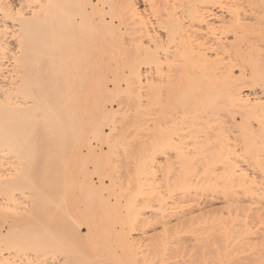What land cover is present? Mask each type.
<instances>
[{"label": "bare ground", "instance_id": "6f19581e", "mask_svg": "<svg viewBox=\"0 0 264 264\" xmlns=\"http://www.w3.org/2000/svg\"><path fill=\"white\" fill-rule=\"evenodd\" d=\"M140 3L143 4V9L139 8ZM215 10H219V13L221 14L216 13ZM248 13L249 15H253V17L251 18L248 16ZM228 34H232L233 38L230 39ZM116 50L119 51L118 56ZM114 51L116 57L121 56L123 58V54L121 53L127 52L126 54L128 55L126 57L128 60H130V62L136 59L133 62L134 64L132 65V68L130 67L131 70H129V75L128 73L125 74L123 72L124 70H119L121 73L119 72L116 74L118 70L115 72V66L124 67V65H120L123 62L122 61L119 63L120 60L115 61L118 62L119 65L118 63L113 62L117 59L115 54H113ZM35 52H37L38 55L36 56V54H34L37 59L36 63L38 60H40V65L44 68V71H49L50 73L48 74H50V76L51 74L53 75L52 81L50 83L48 82L49 86L52 85L54 87L53 88L51 86V88H53L51 91L54 92L53 96L55 95L52 100L49 99L51 100L49 103L52 102V127H49L53 129V133L57 134L59 132L57 128L60 125L59 120L61 121L62 117L68 120L66 124L68 123L70 126V128L66 127V135L68 132L69 135L70 133H75L76 135L74 134V136H77L75 138L76 140L78 139L79 134L81 135L84 133V121L86 120V127L89 128V126L93 124V118H97L95 121L97 124L95 126L92 125V131L94 132L93 135L95 134L93 140L95 139L99 141V137L104 139V137L108 136L107 134L113 133L117 128H115L116 123H118V119L116 118L117 112L113 109H110L106 105V99H104L105 96L110 97L112 93L110 88L112 86L115 89V92H113L115 93L113 95L115 97L118 95L121 96L123 93L125 95V92H128V89L133 88L136 90H133V92L135 91L134 93H136V97L140 100V104L137 103V108H139V111L141 112V114H139L140 117L144 116L146 112L142 111V109H144L143 107L145 106V104H141L140 98H142V95L140 97L138 96L140 95L141 91L144 90L142 93H144L145 96L147 94L146 97L147 99L149 98V101L146 100V103L149 102L152 106V108L150 107L151 109L149 110L151 111L153 126L151 125L152 133L149 139L150 144L148 143L150 146H148V144L146 146L151 150V153L153 154V160L157 163H160L161 165L164 164L163 168L165 167L168 172L172 171V168L176 166L175 170H178H176L178 175H176L175 181H178L179 185H177V187L180 186L182 190L178 199L180 204L177 202L178 206L176 208L178 209L180 207L181 212H175L176 214L174 212H168L164 214L165 216L163 218L165 221H163V233H165L163 234L162 238L159 237L158 240L160 242L155 240L153 242L152 238H148L150 243L151 241L153 243L149 245L150 250L148 252H145V250L141 251L143 252L141 257H137L138 261H136L134 264H264V208L262 207V202L264 201V0H0L1 167L5 165L6 161L11 160V158H8V160L6 159L4 148L5 145L3 146V144L4 141L7 142V140H13V138L8 139L14 135L13 133V135L9 133L13 131L14 133L16 132L15 129H13L16 123L13 124V122L19 119V112L29 113L27 110L33 108L35 112L32 113V120L31 113L28 114V117L30 118L27 116L25 117L24 114L21 116L26 118L25 122L27 120V122L31 124V122L34 121L33 118L35 117L34 119H36L34 113H39L38 115L40 117H44L43 115L47 111H42L43 109L41 110V108H45V106L42 104V107L39 108V111L43 114L38 112V109H35V107H39V104L36 105L37 103L35 99L28 100L25 98L27 96H24V93H20L22 90L24 91L28 88V86H26L27 84L30 86V84L27 83L24 78H26V74L30 75L27 71L32 67V62H28L26 60L27 58H25V55L26 53L32 55ZM136 55L137 58H134ZM22 57H24L25 60L24 58L22 59ZM129 57H132L133 59H129ZM22 60L26 61L27 63L23 62ZM85 64H87L86 67L91 69H93L92 67H95L96 71H99L97 70L99 69L97 67L102 68V70H105V72L106 70H113H111L110 76L104 75L105 72L103 71L104 73L102 76H104L102 79L101 75H98L99 73H92L91 76L90 74L87 75V73H85L89 79H86V83L88 82L87 84L89 85V93L87 97H90V99L88 103H84V101H86L85 97L82 99V101L78 100V98H81L79 89H82L81 86L87 85L85 83V75L82 76V70L86 68ZM128 64L129 63H127V65ZM141 64H145L150 67V69L147 71L148 75L146 71H142L139 67ZM39 70H42V68ZM88 70L86 68L87 72ZM48 74L46 73V75ZM40 79L42 80V78ZM28 80L30 79L28 78ZM23 86H25V89ZM125 86L127 89L124 88ZM245 90L249 91L245 94ZM26 91L25 93L28 95ZM76 91H78V95ZM116 91L123 92H121V94H118L120 93L118 92V95H116ZM39 92L42 91L39 90L38 93ZM52 92H50L49 95ZM29 94V96H31L32 93ZM36 95L38 94L36 93ZM136 97L132 100H136V102H138ZM122 104V102L119 103V110L121 109ZM148 104H146V107ZM162 107L165 110H163ZM167 109H172L171 115L169 114V119H167L168 115L166 116L165 113ZM149 110L148 112L150 113ZM80 111L81 117H79ZM143 113L144 115H142ZM139 116H137L136 119H138ZM133 119L135 120V118ZM72 120L74 124L72 123ZM22 121H24V119ZM36 122L38 121L36 120ZM49 122H51V120ZM137 122L139 123V121ZM19 123H22L20 119ZM39 123L40 121L37 123V125ZM119 123L123 122L119 121ZM29 124V127L27 125L26 127L30 129L33 128V126L34 128L38 127L35 126L36 123L33 126ZM66 124L62 128H65ZM103 125L107 126L111 132H104L102 129V127H104ZM20 126L22 125L20 124ZM15 128L17 129V125ZM34 128L31 130L25 128L29 137L32 136L33 138L34 135L29 131H32L33 133L35 131ZM41 128L42 127H40V129H35L40 132ZM66 128L64 130H66ZM138 128H140V126ZM122 129L120 128V130ZM126 129H128L127 126ZM17 130H19V127ZM64 130H61L60 132L63 133ZM21 131L23 132L22 129ZM133 131H135V129ZM38 132L36 131V133ZM136 132L138 133L139 131ZM48 133H51V131ZM65 133L61 135L65 136ZM19 134L20 130L17 135ZM119 135L123 134L119 133ZM135 135L132 136L134 137ZM57 136H60L59 133ZM74 136L71 137L73 142ZM14 137V141H12L14 144H12V146L17 145L15 143L18 141L15 139H19V136L17 137L14 135ZM37 137L40 136L37 134ZM55 138H53V142H55ZM21 139L22 142L20 141V143H25L23 142L24 136H22ZM79 139L81 140L82 137ZM80 140L77 142L79 143ZM39 142H41V140ZM26 144H23V146L25 145L26 147ZM54 144L56 145V143ZM77 144L76 146H78ZM107 144L109 143L107 142ZM23 146L22 148L25 149ZM76 146L75 148L77 150L75 149L76 151L74 150V152L77 154L75 153L74 159H79L83 151ZM110 146H112L111 143ZM86 147L90 154L89 156L94 155L95 158L97 157L98 159L99 155H102L100 151V154L97 153L95 146H92V141H88ZM165 147L172 149L174 153L166 156L164 160L158 161L159 156H161L159 152ZM8 150H10V148ZM14 155L16 156L15 153ZM128 155L130 154L128 153ZM16 157H18V155ZM39 157L41 156H38V160L36 162L40 160ZM82 157H84V155H82ZM20 159L22 160V158ZM86 160L88 159L86 158ZM153 160L150 165L146 164L148 165V168H144L148 169V172H150V169L152 168L156 169L155 165L152 164ZM93 161H95V163L97 162L96 160ZM41 163H43V161ZM118 163L119 162H117V164ZM9 165H11V163ZM25 166H27V164ZM115 166L117 165L115 164ZM41 167H43V164ZM15 168H17V166ZM18 168L20 167L18 166ZM3 169L4 171L1 172L2 175L0 174V184H6L5 180L8 171L5 172V167H3ZM39 170L42 171L43 169L41 170V168H39ZM83 171L86 172H82L83 174L79 173L83 178H80V180L78 179V182L80 181L94 192L98 190L101 191L103 188H106L107 183L103 178L102 180L100 179L101 183L96 185V183H94L92 180L93 176L91 173H89L87 169ZM36 175L38 179L39 176H41H38L37 173ZM113 175L116 177V173ZM44 176L46 175H43V177L41 176L40 178L42 179ZM81 179L85 183H83ZM150 179L154 181L153 183L156 182L154 178L151 177ZM134 181L132 180L131 184H133L132 182ZM2 185L4 188H8L4 184ZM41 186L39 187L40 190L42 189ZM121 187L123 186H120L119 188ZM123 190L125 189L123 188ZM210 192L214 196L215 194H217V196H223L224 199L221 198V200L223 199V206L225 205V208L222 207L223 209L219 208L220 210H218L215 207L213 208V204L209 207H205L204 205V207H202V204L199 202L201 196H205ZM42 193L44 194L43 189ZM126 194L128 195L129 193ZM2 195L0 197H2ZM7 196L6 201H8L12 195L10 194L8 198ZM105 201H107V199ZM144 202L146 203V201ZM7 203H5V205ZM9 203H11V200ZM38 203H41V201ZM38 203L37 207L35 208L33 207L34 202H32L31 208L33 209L30 210L32 212H30L31 214H33L35 211L34 209H37L38 205H40ZM69 203H67L68 209L64 210H66L65 216L66 214L70 215V217L67 216V218H70V221L69 219H66V224L64 227H62L63 223H61L60 229H62L59 230V233L54 229L56 227L51 224L52 222H49L47 217L44 216L47 220H45V227L50 223L49 225L51 228L56 231L54 233L47 232L50 234V236H53L54 234V236H51V238H49L50 236L47 234L49 236L47 237L50 240H52V238H55V240L56 238L57 240H62V238L59 237H63V234H65L64 238L66 239V242H73L74 240H77L76 242L78 245H80L81 241H88L92 238V242H96L97 238L95 241V236L100 232L95 235L94 233H96L95 229L97 228L102 230V224H99L101 222H98L97 227V224L94 225L97 220L92 224L90 220H87L86 215V218L82 219L84 215H79V213H77V215L81 216L80 218L82 220L77 218V221H79H75L73 216L76 214H74L73 211V203H70V205ZM147 203L150 204L151 201L150 203ZM2 204L3 203L1 202V209ZM154 204L156 205L157 203ZM118 205H120V203ZM138 206L139 205H137V207ZM253 206L256 208H253ZM62 207L64 206L62 205ZM110 207H108V210ZM39 208H41L43 211L45 207ZM4 210L6 211L1 212V214L4 212L5 214L8 213L7 209ZM108 210L107 212H110ZM38 212L39 209H37V213ZM43 213L40 212V214ZM23 214L26 213L23 212ZM39 216L41 217L42 215ZM173 216H176L175 219H177V222L175 221L173 224H171V218H173ZM1 218L5 220L4 216H1ZM92 218L95 219V217ZM35 219H37V217ZM19 221H21V219H19ZM24 223L20 225L23 226ZM67 223L69 225L65 230ZM27 224H31V222H27ZM25 225L26 224H24V226ZM11 228L8 229L10 230ZM2 229L3 228L0 229V264H63V262H66L67 260L69 261L70 257L77 256L73 254V256L66 254L64 258H61L60 256L56 255V257H54L52 260H47L48 262H46V259L44 260L39 257H33L25 258L26 260L22 259V261L19 260V262H17L15 257H13L12 260L11 256L5 255L6 253H4L7 249L11 250L12 246H9L10 248H5V245H10L12 242L10 243V241H8L9 243L4 245V240L6 238ZM108 229L110 228L108 227ZM35 230L34 232H36ZM62 230L65 231L62 232ZM117 231H120V229ZM120 232H118V234ZM57 233L59 237H57ZM60 233L62 235H60ZM43 234L46 233L44 232ZM121 234L122 236L124 235L123 233ZM35 235L37 234L35 233ZM10 236L14 237V235ZM98 236L100 237L101 234ZM120 236L118 237L119 240L121 239ZM158 236L159 235H157V237ZM6 237L8 238V236ZM28 237L30 238L31 236ZM99 237L98 239L100 241L101 238ZM115 237L113 236V239ZM40 238L41 236L39 239ZM17 239L18 240L15 241L21 242L19 239H22L24 242L23 237ZM123 239L125 240V243L120 241L122 242L123 246L126 243L131 247L137 244L140 246L139 243L135 242L136 239H132L130 235L126 234L122 240ZM32 240L30 238L29 241ZM50 240L47 241L46 239V243H49ZM137 241L139 240L137 239ZM87 243L88 242L82 243V246H85L84 244ZM27 244L29 243H26V245ZM38 244L40 245L39 242ZM55 244L57 243L55 242ZM78 245L76 244V246ZM62 246H64V243ZM129 246L127 248H129ZM136 247L137 246L134 248ZM22 248L21 250L24 252V248ZM88 249L91 250V248ZM21 250L19 249L18 251L20 252ZM134 251L136 252V249ZM34 253L37 254V252ZM127 255L128 254H126V256ZM135 255L140 254L137 253ZM239 255L243 256L239 257ZM77 258L78 257L75 259ZM128 258L131 257L128 256ZM128 258H126V261H128ZM79 260L80 259H78L77 262ZM81 261L83 260L81 259Z\"/></svg>", "mask_w": 264, "mask_h": 264}, {"label": "rangeland", "instance_id": "374dc122", "mask_svg": "<svg viewBox=\"0 0 264 264\" xmlns=\"http://www.w3.org/2000/svg\"><path fill=\"white\" fill-rule=\"evenodd\" d=\"M139 8L140 9H143V4L142 3H140L139 4ZM216 11V10H215ZM216 13H218V14H221V13H219V10H217L216 11ZM248 16H250L251 18L253 17V15H249V13H248ZM228 37L230 38V39H232L233 38V35L232 34H228ZM29 52V51H28ZM116 53H118L117 54V56L119 55V51H117L116 50ZM127 53V52H126ZM126 53H121V54H123L122 56H123V58L120 56V57H116V54H115V51L113 52V54H115V57L117 58L116 60H114V58H113V62L114 63H118V62H115V61H119V63H121L122 61V63L120 64V65H124V67L123 66H115V72H116V74L117 73H119L120 71H123L125 74H127L128 73V75H129V70H131V68H132V65L134 64L133 62L136 60V59H134V60H132L131 62H130V60H128V58L126 57L128 54H126ZM133 53V52H132ZM131 53V54H132ZM28 54V55H27ZM34 54H36V56H38L37 55V52H35V53H33L32 55L30 54L29 55V53H26V57L25 58H27L26 60L29 62H32V67L27 71L30 75H28V74H26L27 76H26V78H24L25 79V81H27V83H29L30 84V86L27 84L26 85V83H25V85L26 86H28V88L26 89V90H28V91H26V90H22L20 93H24V96H27V97H25L26 99H28V100H34L35 99V101H36V105H38L39 107H35V109H38V112H40L39 110V108H41L42 106V104H43V106H45V108L43 107V108H41V110L42 111H45V110H47L45 113H44V117H40L38 114L39 113H34V115L36 116V119H34L33 118V122H35V123H33V122H31V124H29L28 122H27V120H26V122H25V119L26 118H24V117H21V116H23V114L25 115V117L27 116L28 117V114L29 113H33V112H35V110L33 109V111H32V109H29V110H27V111H29V113H22V112H19V114H18V118L21 120V122L22 123H19V119H17V121H14L13 122V124H15L16 123V125H17V129H18V127H19V130H20V134L19 135H17L18 133H19V130H17L15 127H16V125L13 127V129H15V133H14V131L13 132H11V133H9V134H11V135H16L17 137L19 136V139L17 140V139H15L16 141H18V142H16L15 144H17V145H13L12 146V144H14L12 141H14V135L13 136H11L10 138H8V139H11V138H13V140H11V141H8L7 140V142L6 141H4V144H3V146H4V148H5V153H6V159L8 160V158H11V160L10 161H6V163L7 162H9V163H7V166H6V163H5V165H3V167H5V172H7V177H6V184L5 183H2V184H4L5 186H7L8 188H4V186L2 185V184H0V186L3 188V190H2V188L0 187V196L2 195V197H0V201L5 205V203H7L5 206L2 204V209H1V202H0V215L3 217H5V220H3V218H1V216H0V226H2V227H0V229L1 228H3L2 230H3V233L5 234V242H4V245L6 244V243H9L8 241H10V245L9 244H7V245H5L4 247L5 248H8L9 246H12L11 247V250L10 249H7V250H5V248H4V250H5V252L4 253H6L5 255H9V256H11V258H12V260H13V257H15V259L17 260V262H19V260H21L22 261V259L24 260L25 258H41V259H46V262H48L49 260H52L54 257H56V255L57 256H60L61 258H64L65 256H66V254H69L70 256L73 254V255H77V256H73V257H70L71 258V260H70V258H69V261L67 260L66 262H63V264H79L80 262V264H82V262H83V264H98V263H102V264H131V262H132V264H134V263H136V261H138V259H137V257L138 258H140L141 257V255H142V253L143 252H141V251H143V250H145V252H148L150 249V246L149 245H151V243H152V241H151V243H150V240L148 239V238H152V240H153V242H154V240L155 241H159L158 239H159V237L160 238H162V236H163V234L165 233H163V221H165L164 220V214H166V213H168V212H181L180 210H181V208L179 207L178 209L176 208L178 205H177V202H178V204H180L179 203V196L181 195V192H182V190H181V188H180V186L179 187H177V185H179V183H178V181H175V179H176V175H178V170L176 171L175 170V167H173L172 169L174 170H172V171H167L166 169H165V167L163 168V166H164V164H160V163H157L156 161H154L153 160V154L151 153V150L149 149V147H147L146 145L149 143L150 144V141H149V139H150V135H151V133H152V128H151V125L153 126V121H152V118H151V111L149 110V109H151L152 108V106H151V104L149 103V102H147L146 103V100L147 101H149V98L147 99V94H146V96H145V94L144 93H142L144 90H142L141 91V93H140V95L138 96V97H140L141 95V97L143 98V100H142V98H140L141 99V104L143 105V104H145V106L143 107L144 109H142V111L143 112H146L145 113V115H144V113L142 114V115H144V116H142V117H140L139 116V114H141V112L139 111V108H137V103L138 104H140L139 103V98H137L136 97V93H134L136 90L135 89H133V88H131V89H128L127 91L128 92H125L124 90V92L126 93L125 95H124V93L123 94H121V92H123V91H116V95H118V94H121V96L120 95H118V96H113L115 93H113V92H115L114 90V88H113V86L110 88V91H112V93H111V95H110V97L109 96H105L104 97V99H106V105L110 108V109H113L114 111H116L117 112V114H116V118L118 119L117 121H118V123H116V126H115V128H116V130L113 132V133H110L111 131H110V129L107 127V126H104V127H102V129L104 130V132H106V133H110V134H107L108 136L107 137H104V139H101V137H99V141H97V140H93V138H94V136H95V134L93 135V131H92V125H96L97 123L95 122L96 120H97V118H93V124H92V122H91V124L92 125H90L89 126V128H87L86 126V120L84 121V124H85V127L83 128V130H84V133L83 134H79V136H78V139L79 138H81L82 137V139L80 140V142L78 143L77 141H79L78 139L76 140L75 138L77 137H75L74 136V134L75 133H70V135H69V132H68V136L66 135V133H67V128L66 127H69L70 128V126H69V124L67 125L66 124V122H68V120H66L64 117H62L61 118V121L59 120V124L61 125H59V127L57 128L58 129V133H59V135L60 136H57L58 135V133L56 134V133H53V129L52 128H50V127H52V119H51V117H52V102H50L49 103V101H51L52 100V98H54V96H53V93L54 92H52L51 90H53V88H51V86H49V83L52 81V74H51V76H50V74H48V73H50L49 71H44V68L40 65V60H38V62L36 63V61H37V59H36V57H35V55ZM125 54V55H124ZM129 54H130V52H129ZM134 54V53H133ZM132 54V55H133ZM135 55V54H134ZM31 56V57H30ZM113 56V55H112ZM111 56V57H112ZM129 56H131V55H129ZM24 57H22V59H23ZM25 58H24V60H25ZM31 58V59H30ZM33 58H35V59H33ZM39 58V57H38ZM119 58V59H118ZM127 58V59H126ZM132 57H129V59H131ZM134 58H137V55L134 57ZM30 59V60H29ZM133 59V58H132ZM110 60H111V58H110ZM23 61V60H22ZM23 62H25V63H27L26 61H23ZM85 63H86V61H85ZM119 63H118V65H119ZM124 63V64H123ZM127 63H129L128 65H127ZM87 66V64H85V67ZM127 66V67H126ZM131 67V68H130ZM140 68H141V70L142 71H148L149 69H150V67L149 66H147V65H145V64H141L140 66H139ZM42 68V70H39V69H41ZM86 68H87V70H88V72L86 71ZM86 68H84L83 70H82V76H84V78H85V83H86V81L87 80H89L88 79V77H87V75L88 74H90V76L92 75V73H99L98 75H101V79H102V77L104 76V75H109L110 76V73H111V70H108V71H110V72H108L107 70H106V72H108V73H106L105 72V70H102V68H100V67H97V68H99V69H97V70H99V71H96V68L95 67H92L93 69H91V68H88V67H86ZM95 68V69H94ZM117 68V69H116ZM120 68V69H119ZM130 68V69H129ZM36 69V70H35ZM91 69V70H90ZM104 69V68H103ZM95 70V71H94ZM120 70V71H119ZM36 71V72H35ZM38 71V72H37ZM86 71V72H85ZM105 73H104V72ZM113 71V70H112ZM26 72V73H27ZM41 72V73H40ZM43 72H45V73H43ZM89 72H91V73H89ZM46 73L48 74V75H46ZM85 73H87V75L85 74ZM104 73V75L102 76V74ZM112 73H114V72H112ZM121 73V72H120ZM41 74H42V76H41ZM40 75V76H39ZM147 75H148V72H147ZM28 76H30V77H28ZM33 76V77H32ZM47 76H48V78H47ZM25 77V76H24ZM28 78L31 80H28ZM40 78H42V80L40 79ZM44 78V79H43ZM45 78H47V79H45ZM99 78H100V76H99ZM105 78V77H104ZM50 79V80H49ZM87 79V80H86ZM44 80H46V81H44ZM47 80H49V81H47ZM29 81V82H28ZM45 82V83H44ZM49 82V83H48ZM34 83V84H33ZM47 83H48V85H47ZM53 83V82H52ZM51 83V84H52ZM88 83V82H87ZM86 83V84H87ZM42 84V85H41ZM34 85H35V87H34ZM46 85V86H45ZM38 86V87H37ZM24 87V89H25V86H23ZM30 88V89H29ZM35 88V89H34ZM39 88V89H38ZM46 88H47V90H46ZM80 88V87H79ZM81 88L82 89H79V93H81L80 94V96H81V98H78V100L80 101H82V99H84V97L86 98L85 100L86 101H84V103L85 102H87L88 103V101H89V99H90V97L88 98L87 96H88V93H89V85L87 84V85H84V86H81ZM88 88V89H87ZM124 88H126V86L124 87ZM32 89V90H31ZM84 89V90H83ZM127 89V88H126ZM42 91V92H39L38 93V91ZM133 90H135L134 92H133ZM25 91L27 92V94L28 95H26V93H25ZM249 90H245V94L248 92ZM50 92H52L50 95H49V93ZM78 91H76V93H77ZM118 92H120V93H118ZM29 93H32L31 94V96H29L30 94ZM36 93L38 94V95H36ZM47 93V94H46ZM75 93V92H74ZM79 93H77V95L79 94ZM118 93V94H117ZM85 94V95H84ZM21 96H23L22 94H20ZM37 96H39V97H37ZM43 96V97H42ZM79 96V97H80ZM126 96V97H125ZM145 97V100H144V97ZM51 97V98H50ZM109 97V98H108ZM137 98V101L138 102H136V100H132V99H134V98ZM24 98V97H23ZM39 98V99H38ZM88 98V99H87ZM108 98V99H107ZM126 98V99H125ZM42 101H41V100ZM49 99H51V100H49ZM133 102H132V101ZM135 101V102H134ZM142 101H144V102H142ZM30 102H32V101H30ZM120 102H122L123 104H122V107H121V109L119 110V103ZM125 102V103H124ZM48 103V104H47ZM149 103V104H148ZM134 104V105H133ZM146 104H148V106L146 107ZM51 105V106H50ZM150 105V106H149ZM47 106V107H46ZM125 106V107H124ZM30 107V106H29ZM151 107V108H150ZM163 108V107H162ZM28 109V108H27ZM50 109H51V111H50ZM124 110V111H123ZM129 110V111H128ZM148 110L150 111V113L148 112ZM163 110H165L164 108H163ZM168 110H170V111H168ZM26 111V112H27ZM172 111V109H167L166 111H165V113H166V116L168 117L167 119H169V114L171 115V112ZM37 112V111H36ZM48 112V113H47ZM139 112V113H138ZM148 112V113H147ZM20 113H21V115H20ZM40 113H42V112H40ZM58 113H59V109H58ZM135 113V114H134ZM43 114V113H42ZM46 114V115H45ZM133 114H134V116H133ZM146 114H148V115H146ZM41 115V114H40ZM150 115V116H149ZM30 116V115H29ZM47 116V117H46ZM133 116V117H132ZM137 116H139V118L138 119H136V117ZM32 117H33V114H32V116H31V120H32ZM46 117V118H45ZM79 117H81V111H80V115H79ZM28 118H30V117H28ZM43 118H45L46 120H47V123H46V120L45 119H43ZM64 118V119H63ZM133 118H135V120L133 119ZM140 118H141V120H140ZM144 118V119H143ZM24 119V121H22ZM125 119V120H124ZM151 119V120H150ZM36 120L39 122L40 121V123L37 125V123L38 122H36ZM51 120V122H49ZM80 120V119H79ZM139 121V123L137 122V121ZM148 120V121H147ZM28 121H30V120H28ZM63 121V122H62ZM65 121V122H64ZM119 121L120 122H123V123H119ZM142 121V122H141ZM18 122V123H17ZM25 122V123H24ZM132 122V123H131ZM144 122V123H143ZM33 123V124H32ZM49 123V124H48ZM72 123H73V120H72ZM126 123V124H125ZM143 123V124H142ZM20 124L23 126H20ZM28 124L29 125H34L35 124V126H40V127H42L41 128V133L40 132H38V130H36V129H40V127L38 128V127H35L34 128V126H33V128H34V132L32 133V131H29V132H31V134H33L34 136H33V138H32V136H30L29 137V135L27 134V132H26V129L25 128H27V129H30V128H28L29 126H28ZM41 124V125H40ZM66 124V126H65V128H66V130H64L65 128H62L64 125ZM74 124V123H73ZM102 124V123H101ZM132 124V125H131ZM134 124V125H133ZM141 124V125H140ZM19 125V126H18ZM26 125L28 126V127H26ZM45 125V126H44ZM135 125H136V127H135ZM138 125V126H137ZM44 126V127H43ZM50 126V127H49ZM102 126V125H101ZM120 126V127H119ZM126 126H127V128L128 129H126ZM140 126V128H138ZM134 127V128H133ZM150 127V128H149ZM33 128H31V129H33ZM44 128V129H43ZM62 128V129H61ZM120 128L122 129V130H120ZM21 129L23 130V132L21 131ZM30 129V130H31ZM43 129V130H42ZM50 129H52V130H50ZM64 130L63 131V133H65V131H66V133L64 134L65 136H62L61 134H63L62 132H60L61 130ZM135 129V131H133ZM137 129V130H136ZM51 131V133H48V132H50ZM69 130V129H68ZM36 131L38 132V133H36ZM46 131V132H45ZM48 131V132H47ZM136 131H139L138 133L136 132ZM144 131V132H143ZM10 132V131H9ZM128 132V133H127ZM13 133V134H12ZM17 133V134H16ZM118 133V134H117ZM119 133L120 134H123V135H119ZM135 133H136V135H135ZM150 133V134H149ZM21 134H22V136H24V139H23V142H25V143H20V141L22 142V136H21ZM30 134V133H29ZM30 134V135H31ZM37 134H38V136H40V137H37ZM45 134V135H44ZM49 134H51V135H49ZM89 134V135H88ZM113 134V135H112ZM27 135V136H26ZM57 136L56 138L55 137H53V136ZM76 135V134H75ZM92 135V136H91ZM126 135V136H125ZM132 135H135L134 137L136 138H134ZM74 136V142H73V139L71 138V137H73ZM115 136H116V138H115ZM117 136H118V138H119V136H120V138L118 139L117 138ZM129 136H130V138H129ZM140 136V137H139ZM9 137V136H8ZM29 137V138H28ZM44 137V138H43ZM47 137V138H46ZM55 138L56 140H55V142H53L54 141V139L53 138ZM89 137V138H88ZM132 137V138H131ZM38 138V139H37ZM50 138V139H49ZM69 138H71V139H69ZM103 138V137H102ZM113 138H115V139H113ZM7 139V138H6ZM5 139V140H6ZM26 139H27V141H26ZM47 139H48V141H47ZM69 139V140H68ZM89 139V140H88ZM92 139V140H91ZM107 139V140H106ZM117 139V140H116ZM31 142H30V141ZM41 140V142H39ZM42 140H43V142H42ZM59 140V141H58ZM76 140V141H75ZM124 140H126V141H124ZM140 140V141H139ZM46 142V144H45V142ZM52 141V142H51ZM62 141V142H61ZM88 141H92V146L94 147L95 146V148H96V150H97V153H99V151H100V153H102V155H99V157H98V159L99 158H101V159H97V157L95 158V156L93 155V156H89L90 154H89V152H88V150H87V147H86V144H87V142ZM110 141V142H109ZM113 141H115V142H113ZM49 142V143H48ZM66 142V143H65ZM71 142V143H70ZM104 142H106V143H104ZM107 142L109 143V144H107ZM113 142V143H112ZM129 142V143H128ZM6 143V144H5ZM27 143V144H26ZM44 143V144H43ZM54 143H56V145L58 146H56ZM75 143V144H74ZM78 143V144H77ZM110 143L112 144V146H110ZM134 143H135V145H134ZM146 143V144H145ZM23 144H26V147H25V145L23 146ZM76 144L78 145V146H76ZM123 144H124V147H123ZM144 144V145H143ZM148 144V146H150ZM11 145V146H10ZM19 145V146H18ZM36 145H37V147L38 148H40V149H38L37 147H36ZM41 145V146H40ZM48 145V146H47ZM52 147H51V146ZM68 145V146H67ZM74 145V146H73ZM131 145V146H130ZM22 146L23 147H25V149L24 148H22ZM73 146V147H72ZM75 146L76 147H78V148H80L83 152H82V154H81V156H80V158L79 159H74L75 157V153L76 152H74V150L76 149L75 148ZM114 146V147H113ZM146 147V152H147V154H146V152H145V147ZM18 147H20V148H18ZM45 147H46V149H45ZM66 147V148H65ZM69 147V148H68ZM112 147V148H111ZM132 147V148H131ZM141 147V148H140ZM10 148V150H8ZM12 148V149H11ZM15 148V149H14ZM19 150H18V149ZM57 148V149H56ZM126 150H125V149ZM150 150H148V149ZM31 149H32V152H31ZM56 149V150H55ZM66 149V150H65ZM101 149V150H100ZM121 149V150H120ZM135 149V150H134ZM140 149H141V151H140ZM167 149V150H166ZM8 150V151H7ZM17 151V152H15V151ZM48 150V151H47ZM53 150V151H52ZM73 150V151H72ZM77 150V149H76ZM75 150V151H76ZM126 152H125V151ZM130 150V151H129ZM170 150V151H169ZM34 151V152H33ZM37 151V152H36ZM164 151V152H163ZM46 152V153H45ZM51 152V153H50ZM64 152V153H63ZM71 152V153H70ZM125 154H124V153ZM149 152V153H148ZM8 153V154H7ZM14 153L16 154V156L18 155V157H16L15 155H14ZM84 153V154H83ZM117 153V154H116ZM128 153L130 154V155H128ZM174 152H173V150L172 149H170V148H163V149H161V151L159 152V154L161 155V156H159V160L158 161H162V160H164V158L166 157V156H169V155H171V154H173ZM29 154V155H28ZM77 154V153H76ZM116 154V155H115ZM141 154V155H140ZM151 154V155H150ZM23 155V156H22ZM44 155V156H43ZM48 155V156H47ZM61 155V156H60ZM82 155H84V157H82ZM86 155V156H85ZM129 157H128V156ZM139 155V156H138ZM145 155H147V156H145ZM38 156H41V157H39V161L38 162H36L38 159ZM50 156V157H49ZM65 156H66V158H65ZM122 156H124V157H122ZM131 156V157H130ZM142 156V157H141ZM151 156V157H150ZM30 157V158H29ZM33 157V158H32ZM49 157V158H48ZM57 157V158H56ZM79 157V156H78ZM77 157V158H78ZM82 157V158H81ZM117 157V158H116ZM151 159H150V158ZM12 158H13V160H12ZM20 158H22V160L20 159ZM29 158V159H28ZM44 160H43V159ZM47 158V159H46ZM59 158H62V159H59ZM84 158V159H83ZM86 158L88 159V160H86ZM95 158V159H94ZM109 158V159H108ZM96 160L97 162L95 163V161H93V160ZM107 159V160H106ZM123 159V160H122ZM133 159V160H132ZM62 160V161H61ZM67 160V161H66ZM77 160V161H76ZM138 160V161H137ZM148 160V161H147ZM151 160V161H150ZM152 160H153V163L152 164H154L155 165V168L156 169H154V168H152V169H150V172H148V169H144V168H148V165H146V164H151V162H152ZM18 161V162H17ZM20 161H22V162H20ZM24 161V162H23ZM27 161V162H26ZM43 161V163H41ZM124 161V162H123ZM129 161H130V163H129ZM20 162V163H19ZM35 162V163H34ZM41 164H40V163ZM49 162V163H48ZM76 162V163H75ZM100 162V163H99ZM116 162V163H115ZM117 162H119L118 164H117ZM132 162V163H131ZM148 162V163H147ZM11 163V165H9ZM38 163H39V165H40V167H39V165H38ZM60 163V164H59ZM78 163V164H77ZM87 163V164H86ZM95 163V164H94ZM123 163V164H122ZM135 163V164H134ZM145 163V164H144ZM14 164V165H13ZM15 164H17V165H15ZM19 164V165H18ZM27 164V166H25ZM37 164V165H36ZM42 164H43V167H41L42 166ZM66 164V165H65ZM115 164L117 165V166H115ZM126 164V165H125ZM51 165V166H50ZM60 165V166H59ZM78 165V166H77ZM98 165V166H97ZM2 165H0V168H2V169H0L1 171H0V174H1V172L2 171H4V169H3V167H1ZM17 166V168H15ZM18 166L20 167V168H18ZM58 166H59V168H58ZM85 166H86V169H87V171H89V173H91V175L93 176H91L92 177V180H93V182L94 183H96V185H98V184H100L101 183V180H102V178L104 179V181L107 183V186H106V188L104 189H102L101 191L100 190H98V191H96V192H94V191H92L91 189H89L87 186H85L84 184H82L80 181L78 182V179L80 180V178H83V177H81V175L79 174V173H81V174H83L82 172H84L83 170H86L85 169ZM101 166V167H100ZM129 166V167H128ZM28 167V168H27ZM60 167H61V169H60ZM34 168H36V169H34ZM39 168H41V170L42 171H40L39 170ZM84 168V169H83ZM103 168V169H102ZM125 168H127V169H125ZM7 169H10V170H7ZM34 169V170H33ZM54 169V170H53ZM77 169V170H76ZM83 169V170H82ZM154 169V170H153ZM46 170V171H45ZM67 170V171H66ZM12 171V172H11ZM19 173H18V172ZM36 171V172H35ZM57 173H56V172ZM98 171V172H97ZM35 172V173H34ZM86 172V171H85ZM84 172V173H85ZM153 172V173H152ZM177 174H176V173ZM36 173L38 174V176L39 175H41L42 177H43V175H46V176H44V178H40L41 176H39V179H38V177H37V175H36ZM51 173V174H50ZM66 173H67V175H66ZM77 173V174H76ZM116 173V177H115V175H113V174H115ZM130 173H132V174H130ZM14 174V175H13ZM63 175V177H62V175ZM2 175V174H1ZM17 175V176H16ZM78 175V176H77ZM163 175V176H162ZM14 176V177H13ZM60 176V177H59ZM166 176V177H165ZM20 177V178H19ZM37 177V178H36ZM58 177V178H57ZM146 177H147V181H146ZM154 178V180L156 181L155 183H153L154 181L153 180H151L150 178ZM8 178V179H7ZM48 178V179H47ZM115 178H116V180H115ZM13 179V180H12ZM26 179V180H25ZM39 181H38V180ZM45 179V180H44ZM47 179V180H46ZM77 179V180H76ZM101 179V180H100ZM150 179V180H149ZM157 179V180H156ZM10 180H11V182H10ZM41 180V181H40ZM62 180V181H61ZM134 181V182H132L133 184H131V181ZM43 181H44V183H47V184H44L43 183ZM68 181V182H67ZM81 181H82V179H81ZM161 181V182H160ZM10 182V184L8 185V183ZM40 182H41V184H42V186H41V184H40ZM57 182V183H56ZM62 182V183H61ZM71 182V183H70ZM75 182V183H74ZM83 182V181H82ZM24 183V184H23ZM83 183H85V182H83ZM112 183V184H111ZM135 183V184H134ZM18 184V185H17ZM60 184V185H59ZM81 184V185H80ZM125 184H127V185H125ZM154 184V185H153ZM83 185V186H82ZM41 186V188L43 189V192H44V194L42 193V189L40 190V187ZM60 186V187H59ZM69 186V187H68ZM114 186V187H113ZM120 186H123V187H121V188H119ZM62 187V188H61ZM112 187V188H111ZM137 187V188H136ZM38 188H39V190H38ZM80 188V189H79ZM123 188L125 189V190H123ZM134 188V189H133ZM136 188V189H135ZM8 191H6V190ZM107 189V190H106ZM143 189H145V190H143ZM147 189V190H146ZM56 190V191H55ZM91 190V191H90ZM105 190V191H104ZM133 190V191H132ZM3 191H5V192H3ZM48 191H50V192H48ZM52 191H54V192H52ZM124 191V192H123ZM129 191V192H128ZM155 191V192H154ZM7 192V193H6ZM52 192V193H51ZM63 192H64V194H63ZM143 192V193H142ZM158 192V193H157ZM50 193V194H49ZM96 193V194H95ZM126 193H129L128 195L126 194ZM164 193V194H163ZM4 194H6V195H4ZM7 194H8V196H7ZM10 194L12 195V196H10ZM48 194V195H47ZM61 194V195H60ZM127 196H126V195ZM180 194V195H179ZM63 195H65V196H63ZM105 195V196H104ZM125 197H124V196ZM159 195V196H158ZM211 195V196H210ZM6 196H7V198L10 196V199H8V201H6ZM102 196V197H101ZM154 196V197H153ZM165 196V197H164ZM208 196V197H207ZM213 194H211V192L208 194L207 193V195H203V196H201V198H200V204H202V207H209V206H212V204L214 205L213 206V208L215 207V208H217L218 210H220L219 208H225V205L223 206V203H224V201H222L224 198H223V196H217V194H215V196H214V198H213ZM5 197V198H4ZM105 197H107V198H104ZM128 197V198H127ZM4 198V199H3ZM124 198H125V201H124ZM127 198V199H126ZM139 198V199H138ZM219 198V199H218ZM221 198H223L222 200H221ZM45 199V200H44ZM107 199V201H108V204H107V201H105ZM161 199V200H160ZM210 199V200H209ZM214 199V200H213ZM11 200V203H9V201ZM37 200V201H36ZM47 200V201H46ZM60 200V201H59ZM146 201V203L144 202V201ZM149 200V201H148ZM206 200V201H205ZM39 201H41V203H38ZM57 201V202H56ZM73 201V202H72ZM150 201H151V203H150ZM209 201H210V203H209ZM212 201V202H211ZM32 202H34V206L33 207H37V203L38 204H40V205H38V208L37 209H39V214L37 213V209H34L35 211L33 212V214H31L32 212L30 211V210H32L33 208H31V205H32ZM35 202H37V203H35ZM46 202H47V204H46ZM73 203L72 205V207H73V211H74V214H76L77 215V213H79V215H84V217H82V219H85L86 218V216H87V220H90L91 221V223L93 224L96 220H97V222H95V224L94 225H96L97 224V227H98V222L100 221L101 223H99V224H102V226H101V229L102 230H100V228L98 229L97 227V229H95V232L96 233H94V235L95 234H97V233H99V234H97L96 236H95V241H96V238H97V243L96 242H92L93 241V238L92 239H90V240H88V241H81V243H80V241H79V243H80V245H78V243L76 242L77 240H74L73 242L72 241H70V242H66V239L64 238V235L65 234H63V237H59V235H58V233H59V230H61L60 229V225H61V223H63L62 224V227H64V225L66 224V219H69V221H70V215L68 214H66V216H65V212H66V210H64V209H68V204L67 203ZM96 202V203H95ZM147 202H149L150 204H148ZM20 203V204H19ZM24 203H26V204H24ZM29 203H30V206H29ZM70 203H69V205H70ZM120 203V205H118ZM154 203H157L156 205L154 204ZM221 203V204H220ZM41 204H42V206H41ZM45 204V205H44ZM56 204V205H55ZM64 204H66V205H64ZM104 204V205H103ZM174 204H176V205H174ZM207 206H206V205ZM19 205V206H18ZM44 205V206H43ZM53 205V206H52ZM62 205L64 206V207H62ZM137 205H139L138 207H137ZM149 205V206H148ZM153 205H154V207H153ZM204 205V206H203ZM217 205V206H216ZM263 205V206H262ZM262 207L264 208V201L262 202ZM9 206V207H8ZM12 206V207H11ZM28 206V207H27ZM52 206V207H51ZM112 208H111V207ZM115 206V207H114ZM181 206V205H180ZM4 207V208H3ZM39 207H45L44 209H43V211H44V213L45 214H50V215H52V216H50V215H45L44 213H43V211L41 210V208H39ZM66 207V208H65ZM75 207H77V208H75ZM108 207H110L109 208V210H108ZM168 207V208H167ZM255 206H253V208H254ZM256 207H257V205H256ZM255 207V208H256ZM12 208H13V210H12ZM25 208V209H24ZM51 208V209H50ZM222 208V209H223ZM4 209H7V212L8 213H6L5 214V212L3 213V214H1V212H3V211H6V210H4ZM20 211H19V210ZM173 209H175V210H173ZM177 209V210H176ZM26 210V211H25ZM107 210L108 211H110V212H107ZM173 210V211H172ZM14 211V212H13ZM18 211V212H17ZM24 213H26V214H23V212ZM84 211V212H83ZM93 213H92V212ZM115 211V212H114ZM11 213V215H10V213ZM18 213V215H17V213ZM21 212V213H20ZM28 212V213H27ZM31 212V213H30ZM40 212H42L43 214H40ZM60 212H61V214H60ZM114 212V213H113ZM16 213V214H15ZM109 213V214H108ZM134 213H136V214H134ZM12 214H13V216H12ZM23 214V215H22ZM31 214V215H30ZM35 214V215H34ZM115 214V215H114ZM176 214V213H175ZM6 215V216H5ZM32 215H34V216H36L37 217V219H35L36 217H34V216H32ZM39 215H42L43 217L44 216H46L47 217V220L49 221V222H52L51 224L54 226V227H56V228H54L55 230H57L58 231V233H57V237H59V238H62V240H60V239H58V240H60V241H63V242H60V241H58L57 240V238H56V240H55V238H52V240H50L49 238H51V236H50V234H48L49 232H56L54 229H52L51 228V226L49 225V224H47L46 225V227H45V223H46V217H40ZM74 215L73 216V218H74V220L75 221H77V218L78 219H81L80 217L81 216H79V215ZM86 215V216H85ZM92 215V216H91ZM111 217H110V216ZM118 215V216H117ZM121 217H120V216ZM144 215V216H143ZM31 216V217H30ZM59 216H62V217H59ZM67 216H69L68 218H67ZM79 216V217H78ZM108 216V217H107ZM136 216V217H135ZM151 216V217H150ZM7 217H9V218H7ZM12 217V218H11ZM25 217V218H24ZM30 217V218H29ZM64 217H66V218H64ZM92 217H95V219H93ZM120 217V218H119ZM147 217H148V219H147ZM159 217V218H158ZM18 219V221H17V219ZM49 218V219H48ZM97 218V219H96ZM119 218V219H118ZM143 218V219H142ZM146 218V219H145ZM176 218V216H173V218H171V224H173L177 219H175ZM19 219H21V221H19ZM81 219V220H82ZM111 221H110V220ZM120 219H121V221H120ZM143 220V223H142V220ZM26 220H27V222H31V224H27V222H26ZM44 220V221H43ZM46 220V221H45ZM62 220V221H61ZM110 222H109V221ZM24 221H25V223H24ZM42 221V222H41ZM59 221H61V222H59ZM79 221V220H78ZM77 221V222H78ZM120 221V222H119ZM132 221V222H131ZM3 222V223H2ZM15 222V223H14ZM68 222V221H67ZM142 224H141V223ZM177 222V221H176ZM1 223H2V225H1ZM22 223H24V224H26L25 226H24V224H23V226L22 225H20V224H22ZM37 223V224H36ZM48 223V222H47ZM69 223V222H68ZM67 223V225L65 226V230H66V227L69 225ZM111 223V224H110ZM113 223V224H112ZM139 223H140V225H139ZM136 224V225H135ZM19 225V226H18ZM30 225V226H29ZM42 225V226H41ZM43 225H44V227H43ZM50 227H49V226ZM138 225V226H137ZM29 226V227H28ZM52 226V227H53ZM100 226V225H99ZM6 227V228H5ZM11 227H13V228H11ZM15 227H16V230H18V231H16L15 230ZM18 227V228H17ZM31 227V228H30ZM103 227V228H102ZM106 229H105V228ZM108 227L110 228V229H108ZM8 228H11L10 230L8 229ZM25 228V229H24ZM41 231H39L38 229ZM42 228V229H41ZM151 228V229H150ZM6 229V230H5ZM35 229H37V230H35ZM44 229V230H43ZM120 229V231H117V230H119ZM137 229H139V230H137ZM157 229V230H156ZM22 230H24V231H22ZM34 230L36 231V232H34ZM47 230H49V231H47ZM64 230V231H65ZM109 230V231H108ZM16 231V232H15ZM20 231H22V232H20ZM63 230H62V232H64ZM105 231V232H104ZM114 231H116V232H114ZM123 231V232H122ZM144 231H146V232H144ZM20 233V235H19V233ZM26 232H28V233H26ZM39 232H40V234H39ZM46 233V234H43V233ZM48 232V233H47ZM61 232V233H62ZM113 232V233H112ZM118 232H120L119 234H118ZM144 232V233H143ZM155 232V233H154ZM18 233V234H17ZM25 233H26V235H25ZM30 233V234H29ZM35 233L37 234V235H39V236H37V235H35ZM60 233V235H62ZM103 233V234H102ZM121 233H123L124 235L122 236V234ZM149 233V234H148ZM160 233V234H159ZM7 234V235H6ZM15 234H17V235H15ZM28 234V235H27ZM50 236H48V235ZM101 234V236L99 237L98 235H100ZM120 234H121V236H120ZM130 235L131 237H132V239H136V241L135 242H137V243H139V245L140 246H138V244L137 245H135V246H137L136 248H134L135 246H133V247H131V246H129V245H127V243L126 244H124V246L122 245V242L123 243H125V240L123 239L122 240V238L125 236V235ZM153 234V235H152ZM10 235H14V237L13 236H10ZM46 236V237H44V236ZM118 235V236H117ZM157 235H159L158 237H157ZM6 236H8V238H10V239H8ZM18 236V237H17ZM25 236H26V238H25ZM28 236H31L30 238H31V240L32 239H35V240H32V241H29L30 240V238L28 237ZM41 236V238L39 239V237ZM49 238H48V237ZM53 236H54V234H53ZM52 236V237H53ZM99 238H101L100 239V241H99V239H98V237ZM113 236L115 237L114 239H113ZM121 237V239L119 240V238L118 237ZM138 236V237H137ZM139 236H142V237H139ZM151 236V237H150ZM12 237V238H11ZM24 238V242H23V240L22 239H19V240H21V242L19 241V242H17V241H15V240H18L17 238ZM28 237V238H27ZM44 239H43V238ZM56 237V236H55ZM142 238H143V240H142ZM147 238V239H146ZM155 238H157V239H155ZM26 239V240H25ZM46 239H47V241L48 240H50L49 241V243L47 242L46 243ZM64 239V240H63ZM137 239L139 240V241H137ZM12 240V241H11ZM29 242H28V241ZM44 240H45V243H44ZM53 240H55V241H53ZM119 240V241H118ZM40 243V245L38 244V242ZM53 241V242H52ZM120 241H122V242H120ZM55 242L57 243V244H55ZM72 242V243H71ZM84 242H88L87 244H84L85 246H82L83 244L82 243H84ZM160 242V241H159ZM26 243H29V244H27L26 245ZM30 243H32V244H30ZM52 243H54V244H52ZM63 243H64V246H62L63 245ZM68 243V244H67ZM73 243H75V244H73ZM91 243H93V244H91ZM121 243V244H120ZM44 244V245H43ZM76 244L78 245V246H76ZM90 244V245H89ZM120 244V245H119ZM153 244V243H152ZM61 245V246H60ZM69 245V246H68ZM107 245V246H106ZM126 245V246H125ZM15 247V249H14V247ZM24 248V252H22V250H21V248L22 247ZM25 246V247H24ZM46 246V247H45ZM67 246V247H66ZM82 246V247H81ZM113 246V247H112ZM123 246V247H122ZM129 246V248H127ZM142 246V247H141ZM35 247V248H34ZM37 247V248H36ZM80 247V248H79ZM131 247V248H130ZM152 247V246H151ZM10 248V247H9ZM13 248V249H12ZM21 250L20 252L18 251L19 249ZM22 248V249H23ZM50 248V249H49ZM52 248V249H51ZM67 248V249H66ZM88 248H91V250L90 249H87ZM132 248H134L133 250H131ZM29 249V250H28ZM31 249H34V250H31ZM46 249V250H45ZM95 249V250H94ZM136 249V252L134 251ZM138 249V250H137ZM27 250H28V252H27ZM32 252H31V251ZM52 250V251H51ZM67 250V251H66ZM69 250V251H68ZM14 251V252H13ZM39 251H40V255H39ZM44 251V252H43ZM51 251V252H50ZM58 251V252H57ZM64 251V252H63ZM73 251V252H72ZM75 251V252H74ZM133 251H134V253H133ZM138 251V252H137ZM34 252H37V254L36 253H34ZM42 252V253H41ZM53 252H55V253H53ZM68 252V253H67ZM72 252V253H71ZM88 252H89V254H88ZM141 252V253H140ZM64 253V254H63ZM76 253V254H75ZM90 253H91V256H90ZM114 253H115V255H114ZM140 254V255H135V254ZM44 254V255H43ZM59 254V255H58ZM88 254V255H87ZM94 254H96V255H94ZM126 254H128L127 256H126ZM54 255V256H53ZM131 255H133V256H131ZM22 256V257H21ZM37 256V257H36ZM53 256V257H52ZM68 256V255H67ZM87 256V257H86ZM94 256V257H93ZM118 256V257H117ZM128 256H130L131 258H128ZM140 256V257H139ZM241 256H243V255H239V257H241ZM76 257H78L77 259H75ZM118 259H117V258ZM120 257V258H119ZM128 258L127 260L128 261H126V258ZM75 259V260H74ZM78 259H80L78 262H77V260ZM81 259L83 260V261H81ZM136 259V260H135ZM26 260V259H25ZM48 260V261H47ZM73 260V261H72ZM71 261H72V263H71ZM75 261H76V263H75ZM122 263H121V262ZM69 262V263H68ZM74 262V263H73ZM100 263V264H101ZM226 264V263H225Z\"/></svg>", "mask_w": 264, "mask_h": 264}]
</instances>
